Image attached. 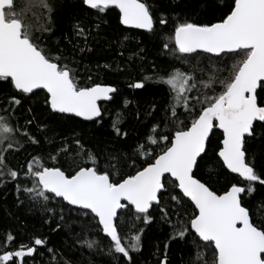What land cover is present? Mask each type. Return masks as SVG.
<instances>
[{"label": "snow or ice", "instance_id": "6c2138e0", "mask_svg": "<svg viewBox=\"0 0 264 264\" xmlns=\"http://www.w3.org/2000/svg\"><path fill=\"white\" fill-rule=\"evenodd\" d=\"M78 7L98 22L92 28L75 20L76 42L65 36L71 51L53 50L48 40L57 0L21 6L0 0V186L12 184L18 207L38 209L43 224L55 222L51 230L72 239L67 255L37 234L8 250L16 243L9 232L0 241V264H35L38 255H47L49 264H84L85 249L114 264H136L130 253L142 252L145 227L139 225L150 227L157 217L171 229L159 264H170L174 242L188 249L182 264H264V200L245 201L256 184L264 186V151L253 150L264 146V0H206L205 11L219 16L203 22L164 11L157 20L147 0H79ZM109 11L119 25L153 40L160 36L157 22L168 28L162 49L183 67L129 85L143 89L152 80L167 89L168 102L160 114L155 103L149 106L144 116L152 123L132 143L114 121V136L101 147L86 141L103 128L99 102L112 101L118 89L91 75L85 82L81 72L90 69L80 68L77 55L92 51L89 39ZM41 92L47 121L29 107L31 118L21 125L22 101L39 105ZM214 130L222 138L212 150ZM29 148L40 151L33 155ZM21 153L30 158L13 167L10 160ZM212 159L239 178L223 192L214 190L212 176L198 175Z\"/></svg>", "mask_w": 264, "mask_h": 264}, {"label": "trees", "instance_id": "16d2710c", "mask_svg": "<svg viewBox=\"0 0 264 264\" xmlns=\"http://www.w3.org/2000/svg\"><path fill=\"white\" fill-rule=\"evenodd\" d=\"M26 2L27 0H17L18 6ZM214 2L223 3V0H214ZM147 3L153 7L157 20L161 11L168 13L169 17L173 13H181L192 19L198 18L202 22L219 16V12L211 9L205 11L204 4L206 0H147ZM78 4L79 0H57L58 11L55 17L54 35L48 40V44L53 50L61 47L68 48L71 51V45L67 43L65 36L70 37L73 43L76 42V38L72 34V24L75 20L80 19L85 27L92 28L98 22L93 16L82 11ZM104 20L107 23L99 21L100 28L98 32L93 31L92 33L95 39H89L88 44L92 51L77 55V59L80 60V68L84 69L87 65L90 69L81 72L82 79L85 82H87V77L91 75L94 82L112 85L118 89V93L114 94L112 101L101 105L103 109V128L100 132L93 134L92 140L86 141L89 145H94L99 141L101 147L105 146V141L114 136L112 132L114 121H119L122 130L130 133L127 143H132L136 135L143 132L146 125L152 123L151 118L146 119L144 116L149 106L155 103L157 112L160 114L163 106L168 102L167 89L152 80L145 81L143 89L130 88L129 85L143 80L145 76H154L171 68L183 67L179 61L165 54L162 49V43L164 42L162 37L167 35L168 28L162 30L158 22L156 31L160 33V36L153 40L148 34H142L140 30L126 29L119 25L115 11H109ZM36 23L38 25L43 23L39 9L36 11ZM170 27L171 25H169ZM125 36L128 37L127 40H124ZM141 48H144L145 51L140 52ZM141 55L144 57L143 60L139 58ZM105 64L110 65V67H103ZM98 65L99 67H97ZM125 99L131 101L127 108L123 106ZM22 105L17 112L21 125L24 124L26 119L31 118L27 111L29 107L35 108V115L38 120L47 121L48 116L43 108L42 92L39 105H34V100L28 99L23 100ZM137 112L140 113L139 121L137 120ZM82 123L89 125V127H98L92 126L90 122ZM31 130L36 132L34 126ZM220 138H222V134L214 130L210 141L212 150H215ZM253 150L264 151V146H254ZM39 151V148L28 149V152L33 155L38 154ZM210 155H212L211 151ZM27 158H30L27 153H21L18 157L12 158L10 163L13 167L19 168L20 165L25 163ZM216 172L220 173L218 177L215 175ZM198 175L202 179L212 176L213 188L218 192L225 191L231 182H236L239 179L228 173L226 169L216 166L215 159H212L209 163L202 164ZM255 187L256 191L251 197L245 196L246 202L249 199L254 203L264 200V186L256 184ZM139 226L145 227L144 233L141 234L142 252H132L130 255L134 258L136 264H159V260L164 256V241L171 229L167 224L160 221L159 217L150 227ZM52 228H55V222L51 225L43 224L38 209L30 210L27 204L23 207L17 206L12 184H8L6 187L0 186V241L9 232L16 236L15 245L8 250H14L20 243H28L30 237L33 234H37L47 237L50 247L62 249L67 255V250L72 243L71 236L67 235L64 230L53 232ZM74 230L78 231L79 229L75 228ZM157 245H159L158 253ZM3 250L4 248L0 247V251ZM187 252L188 249L181 243H171L168 253L170 264H182V260H187L188 258ZM76 255L80 256V253L77 252ZM209 260H211V253H209ZM42 261L43 264H49V257L47 255H38L35 264H41ZM83 261L84 264H114L106 255L96 252L89 253L87 249L83 252ZM28 264H33V261L29 259ZM123 264H128V262L124 261Z\"/></svg>", "mask_w": 264, "mask_h": 264}, {"label": "water", "instance_id": "95a60500", "mask_svg": "<svg viewBox=\"0 0 264 264\" xmlns=\"http://www.w3.org/2000/svg\"><path fill=\"white\" fill-rule=\"evenodd\" d=\"M123 27L126 28L125 26H123ZM126 29H128V28H126ZM99 103H100V105H102L103 103H106V102H105V101H100ZM77 119H79V118H77ZM217 131L220 132V130H217ZM220 133H221V132H220ZM232 175L236 176L235 174H232Z\"/></svg>", "mask_w": 264, "mask_h": 264}]
</instances>
